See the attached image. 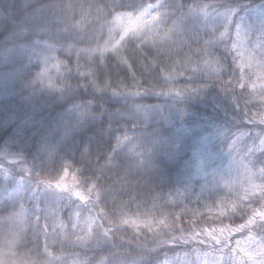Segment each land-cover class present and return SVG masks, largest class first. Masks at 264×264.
Masks as SVG:
<instances>
[{
	"label": "trees",
	"instance_id": "obj_1",
	"mask_svg": "<svg viewBox=\"0 0 264 264\" xmlns=\"http://www.w3.org/2000/svg\"><path fill=\"white\" fill-rule=\"evenodd\" d=\"M156 2V31L111 50L116 15ZM256 19L264 0H0V264H182L209 234L219 254L264 240L258 218L235 230L264 206V88L232 48Z\"/></svg>",
	"mask_w": 264,
	"mask_h": 264
},
{
	"label": "rangeland",
	"instance_id": "obj_2",
	"mask_svg": "<svg viewBox=\"0 0 264 264\" xmlns=\"http://www.w3.org/2000/svg\"><path fill=\"white\" fill-rule=\"evenodd\" d=\"M151 9L152 8H147L135 17L118 15L114 19L113 32L119 34V39L116 42L115 46H117L119 42L128 34H143L145 32V34H148L147 32H149V29L151 31V35L155 32L153 26L160 18V15ZM220 17V22L218 19L215 22L214 27H212V33L218 32L221 29L222 24L227 21L226 15ZM256 24L258 25V30L253 34L249 31L245 24L242 23V26L239 28L236 36L237 41L234 48L237 52V58L239 59V64L242 67V70L247 72L248 76H250L249 78H251L250 81L256 88H258L264 87V25L262 21H258L257 19L255 20V25ZM241 53L243 55H241ZM31 54L36 61L41 62L42 71L39 75V78L42 86L53 87L56 84L57 76L60 75L62 71V64L55 55L54 47L47 44L44 45V49H32ZM241 142L243 143V145L241 146V150L247 149L246 154L252 152V149L256 147V143H254L253 141H240L239 139L237 140V143L230 142L231 145L228 142V146L232 147ZM219 182L228 184L225 179L223 181L219 180ZM209 235L212 241H215L216 239H219L221 241L220 238L223 237L215 234L214 236L213 234ZM248 235L239 240L243 242V247L250 248L253 252H255L259 247V243L261 240L252 235L254 239L252 242H249L247 239ZM235 241L237 240L232 241V243L235 244V247L231 250V252L227 254H219V250L221 248H224V246L222 245L223 242L218 248H216V250L214 249L213 251V249L211 248H213L215 244L211 241L203 239V244L206 246V248L202 250H193V254L183 256V260H181V262L182 264H222V261L226 259L230 262V264H251V259H249L248 256L237 249ZM208 245L210 247H208ZM254 258L258 259V257Z\"/></svg>",
	"mask_w": 264,
	"mask_h": 264
},
{
	"label": "snow or ice",
	"instance_id": "obj_3",
	"mask_svg": "<svg viewBox=\"0 0 264 264\" xmlns=\"http://www.w3.org/2000/svg\"><path fill=\"white\" fill-rule=\"evenodd\" d=\"M146 14H150V13H146ZM233 47H235V45H233ZM241 55H243V54L241 53ZM262 143H264V142H262ZM67 176H68V169L65 168L64 172H63V176L60 178V181L55 184L56 189H59V190L66 189V185L63 184V180ZM43 183L48 184L49 186H52L51 181L45 180V181H43ZM96 188H97L96 185H91V187L88 188L89 193H91ZM72 192L79 200L83 201L86 199V197L81 192L76 191L75 189H73ZM261 200H264V192L261 193ZM257 218L261 221V224H264V206L260 207L259 209L253 208L251 218H249L247 220V223L240 225L239 228H237L235 230L236 231H242L245 228L249 227L250 225H254ZM229 231H232V230L229 229ZM104 235L107 236L108 233L105 232ZM247 239L249 242H252L254 237L251 235V233H249ZM215 243L217 245L222 244V242L219 239H216ZM242 243L243 242L240 240L236 241L237 249L240 252H243L246 256H248L249 259H251V264H264V240L260 241L259 247L257 248V250L255 252H253L250 248L243 247ZM233 251H235V250H233ZM236 254H238V253H236ZM254 257H258V259H255Z\"/></svg>",
	"mask_w": 264,
	"mask_h": 264
}]
</instances>
